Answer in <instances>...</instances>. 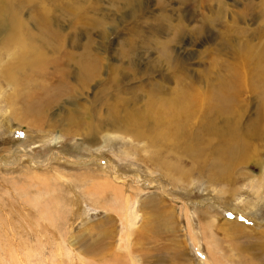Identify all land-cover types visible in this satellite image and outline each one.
<instances>
[{"label":"rangeland","instance_id":"obj_1","mask_svg":"<svg viewBox=\"0 0 264 264\" xmlns=\"http://www.w3.org/2000/svg\"><path fill=\"white\" fill-rule=\"evenodd\" d=\"M260 73L264 0H0V264H264Z\"/></svg>","mask_w":264,"mask_h":264},{"label":"bare ground","instance_id":"obj_2","mask_svg":"<svg viewBox=\"0 0 264 264\" xmlns=\"http://www.w3.org/2000/svg\"><path fill=\"white\" fill-rule=\"evenodd\" d=\"M26 50V49H25ZM27 51V50H26ZM261 54V53H260ZM261 56V55H260ZM259 56V57H260ZM262 59V58H261ZM44 58L41 54H36L34 55V58L31 62V64H33L34 66H37V64H39L41 61H43ZM263 60V59H262ZM261 60L259 59V62ZM93 63V62H92ZM90 63V64H92ZM239 74V73H238ZM233 74H230V76ZM261 77L263 78V82H264V76L262 73H260ZM89 76H93V75H89ZM232 77V76H231ZM239 77V75L236 76V81L237 78ZM240 78V77H239ZM230 81V79H228ZM232 81V80H231ZM227 84L229 85V83L227 82ZM225 84V85H227ZM225 85H223L220 89L219 95H211V96H200L195 89H188L184 94H181V97L174 99L168 103H165V105L162 103V106H157L156 108H150V110H156V111H152V115L154 114L155 116H157L158 120L163 122V123H167V125H161L162 128L164 126V128H171V126L174 128L176 125H178L180 122H182L184 120L183 123L188 122V120L194 118L195 116H197L198 111L197 108H204V110L201 111V113H204V111L208 110L205 109L206 105L209 104L210 106V110H214L216 113H220L223 110H227L228 106L230 103L227 102V98L229 97L228 94H226V91H223ZM223 92V93H222ZM231 94H235V91H233ZM236 95V94H235ZM233 100V98H232ZM234 101V100H233ZM208 106V105H207ZM208 106V108H209ZM212 108V109H211ZM214 108V109H213ZM232 108V107H231ZM193 109L190 113L189 111ZM232 110V109H231ZM33 113L34 114H41V111L38 107H33ZM189 113V114H188ZM33 116L30 118V120H33ZM259 125V124H258ZM209 128H214V126H210ZM140 130V129H137ZM166 132H168L167 130H165ZM160 133L159 136H157L159 139L161 138L160 136H162L164 138L165 133ZM158 133V132H157ZM139 135L144 134V131L141 130L138 132ZM179 137V136H178ZM95 140V138H94ZM92 144V143H91ZM229 151V150H228ZM237 153V152H235ZM236 155V154H235ZM236 159V158H235ZM220 161H222V158H220ZM239 161H243L241 159H239ZM236 162V161H235ZM221 164L223 165V167H226V165L224 163L221 162ZM230 169V168H229ZM228 170H226V168L224 169L223 173V179L228 177V175L226 176ZM229 174V173H228ZM109 193V192H108ZM97 203H99L97 201ZM97 205V204H96ZM95 206V205H94ZM96 207V206H95ZM26 211V210H25ZM21 214V213H20ZM21 220L24 222L25 220H28L30 218H27L28 216L21 214ZM25 219V220H24ZM48 220V219H47ZM47 220L45 219L44 224L47 225ZM52 220V219H51ZM50 221V220H48ZM53 221V220H52ZM55 224V223H54ZM43 225V224H42ZM53 226V225H52ZM262 233V232H261ZM263 247V246H262ZM261 247V248H262ZM260 250V249H259ZM263 252V251H262ZM260 253V251H259ZM245 254V253H244ZM262 254L260 253V256ZM259 256V255H258ZM257 256V257H258ZM255 257V256H254ZM256 257V258H257Z\"/></svg>","mask_w":264,"mask_h":264}]
</instances>
